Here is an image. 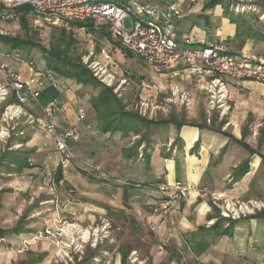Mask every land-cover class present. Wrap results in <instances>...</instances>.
Instances as JSON below:
<instances>
[{"label":"crops","instance_id":"crops-1","mask_svg":"<svg viewBox=\"0 0 264 264\" xmlns=\"http://www.w3.org/2000/svg\"><path fill=\"white\" fill-rule=\"evenodd\" d=\"M143 2L154 5L168 2L182 8L184 18L175 22L176 38L180 44L190 39L197 46H224L231 54L264 60V40H258L255 34L249 36L243 33L237 36V26H232L225 14V3L207 9L203 0ZM247 26L255 31H264V27L256 28L251 24L245 25L243 31ZM3 62L22 72L26 79L31 77L32 71L26 63L18 64L8 60ZM102 63L114 75H120V68L114 60L105 62L102 59ZM39 70L43 71L44 68ZM160 75L163 82L153 85L152 91H147L143 87V83H147L144 76L131 74L133 81L139 80L140 98L144 95L154 99L160 96L169 101L172 90L179 87L181 92L189 94L195 112L205 110L203 108L208 99L205 78L184 72L183 69L178 77L171 74ZM129 79L132 83L131 78ZM129 79H123V82ZM229 88L231 100L234 99L236 105L243 100L264 101V85L255 81L247 80L239 85L230 81ZM56 89L59 97L50 106H53L58 133L65 136L77 125L81 138L76 145L68 142L73 156L70 167H61L60 155L55 148L51 153L30 158L32 168L20 174H3L8 182L0 183V230L9 234L0 237V240H5L2 243L0 241V264H67L66 258L58 257V248L51 242L31 243L23 253L10 251L7 247H20L23 241H31L34 234L45 227L57 226L60 221L73 222L83 228H94L101 227L114 214L127 216L134 225L137 218H142L149 225L157 227L154 237L156 245L148 243L151 254L143 262L138 258L141 264L146 263L150 257V264H161L162 255L157 249L155 251V247L165 240L183 250L184 256L188 258L187 264H264V219L238 221L231 237H221L212 230L211 225H207L218 222L216 214L206 210V207L211 208L221 198L259 197L264 200L262 196H250L255 180L259 191L264 188V172H261L262 160L259 157L252 158L248 151L247 154L238 156L239 152L233 143L207 129L184 127L179 131L176 126L171 125L166 127L168 131H162L163 126H153L149 133L152 147L148 152L150 161L147 168L145 160L123 158V150L130 149L137 136L123 138L120 134L100 132L90 103H86L91 98L88 97L86 87L78 85L74 80L59 77ZM244 89L247 92L240 94ZM80 111L86 114L83 122L78 121ZM170 140L175 141V154L166 151ZM246 159L252 161L248 174L239 183L226 186V176L229 177L233 169ZM59 170L63 178L58 182L56 177ZM46 177L49 178V183L44 184L43 179ZM177 182L189 187V193L171 214H160L156 209L164 194L158 192L159 186L174 185ZM42 185H46L48 189L40 200ZM175 193L171 189L167 195ZM11 199L17 200L16 206L9 204ZM37 201L41 208L34 205ZM132 211L136 215H132ZM15 212L19 216L13 217ZM17 227L21 232L10 234ZM198 246L205 249L201 255L196 254L195 248ZM123 250L128 253L120 248L116 264H123ZM132 252L136 253L133 257H138L136 249ZM171 261L168 263L184 264L174 259Z\"/></svg>","mask_w":264,"mask_h":264},{"label":"built area","instance_id":"built-area-1","mask_svg":"<svg viewBox=\"0 0 264 264\" xmlns=\"http://www.w3.org/2000/svg\"><path fill=\"white\" fill-rule=\"evenodd\" d=\"M23 17L31 21L35 30L51 27L81 33L88 28H77L80 24H105L113 42L136 54L154 72L178 77L183 69L184 72L205 78L209 112L220 111L225 114L230 110V81L239 85L243 81L251 80L264 85L262 59L231 54L224 46H197L190 39H186L184 44L178 43L175 22L184 18V11L180 6L168 2L154 5L143 0H0V21L19 22ZM129 18L133 19L131 30L126 27ZM99 47L103 61L112 62V44L101 43ZM93 55L94 51L91 52V56ZM14 60L17 63L26 62L20 54H15ZM27 65L32 71L29 79L8 63L0 62V109L3 110L0 140H10L12 132L21 124L30 126L54 143L60 155L61 167H70L73 156L68 142L79 143L81 133L78 126H73L65 136H61L54 121L53 106L41 108V116L34 110V106H38L40 94L46 88L58 87L59 76L49 70H39L33 61H29ZM91 68L100 83L108 88L114 86L115 75L102 62L94 61ZM143 87L147 91L154 89L148 82L143 83ZM14 99L16 103L13 102ZM169 101L191 106L189 94L181 92L179 87L172 90ZM85 119V112L80 111L78 121L83 122ZM23 135V132L19 134ZM21 147L22 144L16 145V148ZM43 182L49 183V178H44ZM174 188L183 190L182 192L187 190L182 189V184L178 182ZM170 190V185L159 186L158 192L164 194L157 204L156 210L160 214L169 215L179 205V192L175 190V194L168 196ZM250 205L226 201L222 216L225 219L237 220L241 215L264 208V204ZM109 229L108 223L98 229H89L73 222L60 221L57 226L45 227L34 234L31 241H23L20 247L10 245L7 249L23 253L31 243L47 241L57 246L58 257L71 260L70 253L73 249L81 252L85 245L96 248L98 243L109 235ZM151 229L157 231L155 225L151 226ZM0 241L2 243L5 240Z\"/></svg>","mask_w":264,"mask_h":264},{"label":"rangeland","instance_id":"rangeland-1","mask_svg":"<svg viewBox=\"0 0 264 264\" xmlns=\"http://www.w3.org/2000/svg\"><path fill=\"white\" fill-rule=\"evenodd\" d=\"M204 6H207L210 0H203ZM227 5L230 9V14L234 13L235 16H242L246 22V25H253L256 28L264 27V0H223V4ZM93 23V22H92ZM241 20H238L237 23H231L232 26H237L240 24ZM126 27L128 30H131L133 27V19L129 18L126 21ZM77 28H88V30H83L81 33L73 32H62L60 29H55L51 27H46L41 30H35L32 26L30 20L24 18L19 22H2L0 21V36L11 37L21 41H32L35 43V47L28 48L27 51L23 52V57L25 58V63L33 61L39 69H46V64L50 63L51 57L61 58L64 61L71 62L74 64L82 65L87 68L93 75V77L100 83V81L94 76L91 65L94 61L102 62L100 56V47L101 43H110L113 46V60L116 62L120 68V75H115V84L111 88L114 95L121 101L122 110L126 113H133L138 115L140 118L149 120V121H173L177 124H180V130L184 127H206L213 133L220 134L227 138L229 142L233 143L238 156H243L247 154V151L236 144L233 139H238L246 142L253 150H257L264 155V101L261 102L258 99H250L248 101L243 100L236 105L234 99L229 100L230 110L222 114L220 111L209 112L208 108V99L205 103V107L202 111H194L192 106H188L182 102L173 103L171 101H165L162 97H144L140 98L139 96V80L137 82L133 81L132 75H142L147 82H150L152 85L157 86V84L163 82V78L160 74L154 72L150 67H148L136 54L129 52L121 47L119 43L113 42L107 33V27L103 23H98L93 26L90 25H81ZM92 35V37H89ZM9 47L0 43V62L4 60L15 62L14 55L7 56L9 53ZM94 51V55L91 56V52ZM17 63V62H16ZM19 62L18 64H25ZM132 83H130V79ZM123 79H129L127 82H123ZM103 85L102 83H100ZM133 87V88H132ZM132 88V90H131ZM86 90L89 92L88 97H92L98 93V90L92 89L91 87H86ZM118 91V92H117ZM117 92V93H116ZM246 89L240 91V94H245ZM169 96V95H168ZM171 99V96H170ZM13 102H17L16 99ZM86 103H89L87 100ZM89 109V108H88ZM35 112L41 116V108L37 105L34 106ZM90 110V109H89ZM1 111V109H0ZM202 125H199V124ZM3 127L1 114H0V131ZM162 131H168L167 126H163ZM201 129V128H200ZM179 130V131H180ZM23 132V136L19 134ZM222 133H226V136ZM133 137V136H131ZM24 139H29L30 143L22 144L21 148H16L17 144H21V141ZM141 136L134 138V142L140 141ZM51 140L48 139L43 133L38 132L36 129L22 125L17 128L15 132H12L11 139L8 141L0 140V158L9 150L14 151H23L30 158H34L40 154H48L55 151V146L51 145ZM45 143L48 145L45 146ZM134 143V144H135ZM175 141L170 140L167 145V153L175 154L176 148L174 145ZM69 144L76 145L74 142L69 141ZM144 146L141 145L139 152V160H143L142 152ZM253 157H259L258 155H253ZM261 163V172H264V160ZM137 159V160H138ZM136 160V159H135ZM249 164V171L251 169V159ZM245 160V161H246ZM243 161L235 169L229 177L226 176L224 183L226 186H232L240 181H236V175L240 171ZM97 172V171H96ZM8 178L3 175L0 183H7ZM256 180L251 187L250 196H262L264 197V188L258 190ZM176 184V183H175ZM174 185H170L171 189L177 190L179 192L178 202L182 201L189 193V187L182 184V189H187L185 192L179 191L174 188ZM48 187L42 185V190L40 191V200L43 196L46 195V190ZM233 202L238 205H250V203L264 204V200L259 197L255 198H239V199H229L221 198L217 199L210 207L207 208L209 212H214L216 217L228 221H241L243 219L252 218L255 215L264 212V208L261 210H255L254 212L246 213L241 215L240 219L232 220L225 219L222 216L223 209L225 207V202ZM40 202L37 201L34 205L40 207ZM9 204L11 206L17 205L16 199H11ZM179 206V205H178ZM251 206V205H250ZM41 208V207H40ZM205 208V207H203ZM211 212V213H212ZM132 215H136L134 211L131 212ZM171 214V213H170ZM13 217L19 216L16 212L12 214ZM132 217V216H129ZM108 223L110 224L109 235L98 243L96 248H92L90 245H85L81 252L72 250L71 260L66 258L67 264H81L88 259L89 263L92 264H116L119 258L120 248L125 249L129 253L127 264H141L144 258L148 257L151 254L150 247L148 243H153L156 245L154 237L157 234V231L154 232L151 229V225L146 222V219L137 218L135 222L136 226L133 224L127 216H121L114 214L113 218H109V221H105L102 226ZM207 224L211 225V228L217 224ZM227 222H224L223 226ZM101 226V225H100ZM101 226V227H102ZM154 226V225H152ZM101 227H94L89 229H98ZM136 249L138 251V257H133L136 253H133L132 250ZM158 250V253L162 255L163 261L161 264H169L174 259L178 262L187 264L188 258L184 256L183 250L177 249V246L172 244L170 241H162L160 245L155 247ZM132 256V257H131ZM185 258V260H184ZM150 259V260H149ZM146 260L144 264L152 263V257ZM64 264V263H62ZM171 264V263H170Z\"/></svg>","mask_w":264,"mask_h":264},{"label":"trees","instance_id":"trees-1","mask_svg":"<svg viewBox=\"0 0 264 264\" xmlns=\"http://www.w3.org/2000/svg\"><path fill=\"white\" fill-rule=\"evenodd\" d=\"M223 4V0H210L207 9L215 8L219 5ZM23 10H27V8H23ZM225 14L229 17L231 23H237L238 20H241L240 24H237V33L236 35L240 36L243 33H247L249 36L251 34H255L258 36V40H264V31H255L252 27L247 26L246 30L243 31L244 26L246 25L245 20L242 16H235L234 13L230 14V9L226 7ZM25 17L22 18V20ZM84 25V24H80ZM87 25L93 26L94 23L89 22ZM63 32V31H62ZM65 32V31H64ZM0 43L9 47L8 55L20 54L23 57V52L27 51L28 48L35 47V43L32 41H21L18 39H14L11 37L0 36ZM50 63L46 64V69L57 74L59 77H63L66 79L74 80L78 85H82L84 87H91L92 89L98 90V93L92 96L89 100L91 110L95 115L96 122L98 124V128L103 134H120L123 138H130L131 136H141L140 141L136 142L130 149L123 150V158L126 160H137L139 158V148L141 145H144V149L142 152V158L147 163L150 161L149 150L152 147V140L149 136L150 129L155 127L162 126H176V123L173 121H149L140 118L138 115L133 113H126L122 109L124 108L121 104V101L114 95L111 88H108L104 85H101L92 75V73L82 65L74 64L71 62L64 61L61 58L51 57ZM59 97V93L56 88L48 87L46 88L39 96L37 104L40 108H45L52 103H54ZM2 109L0 114L2 113ZM177 130H180V124H177ZM201 129L206 127L202 126ZM226 136V133H222ZM236 144L243 147L246 151H248L251 156L258 155L264 160V155L257 150H253L249 144L244 141L233 139ZM29 139H24L21 141V144H26ZM3 154L0 158V180L5 172L11 173H22L26 169L32 168L30 157L24 153L23 151H14L9 150ZM249 164L250 160H246L238 174L236 175V181H240L243 177L246 176L249 172ZM63 178L61 170L57 173L56 180L59 182ZM2 201V193L0 192V208ZM218 218V223L212 229L215 232H218V235L221 237L228 236L231 237L232 230L235 228L237 221H228ZM253 219H264V212L252 217ZM227 222L228 227L225 229L223 224ZM21 231L17 227L15 231L10 234H19ZM9 233L0 230V237H5ZM196 254L201 255L205 249L203 247L198 246L195 248ZM127 252L123 250L122 252V261L123 264H127ZM81 264H92L89 263L88 259L85 260Z\"/></svg>","mask_w":264,"mask_h":264}]
</instances>
